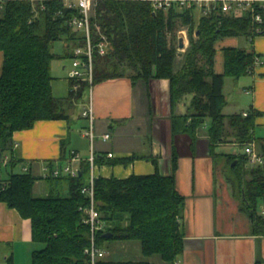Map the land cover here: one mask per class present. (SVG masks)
Returning <instances> with one entry per match:
<instances>
[{
    "label": "trees",
    "instance_id": "16d2710c",
    "mask_svg": "<svg viewBox=\"0 0 264 264\" xmlns=\"http://www.w3.org/2000/svg\"><path fill=\"white\" fill-rule=\"evenodd\" d=\"M44 5L43 8L41 3L30 0H7L0 6V51L4 54L0 75V164L8 151L6 165L11 166L9 177L0 182V201L31 220L33 241L41 244L32 252L31 264H92L86 252L92 244V231L85 222L90 197L82 192L91 174L89 162L81 163L76 176L43 177L29 169L15 171L20 160L14 155V133L34 127L39 120L69 118V110L90 90V82L81 80L78 90L73 91L74 80L70 78L69 93L65 97L54 94L52 61L58 55L53 44L66 39L74 49L85 44L86 36L70 25L77 9L60 0L46 1ZM255 7L261 21L252 12L236 16L213 11L195 22L196 6L164 9L154 8L150 0H98L90 19L92 40L96 44L104 35L110 46L106 54H94L93 84L124 76L134 81L168 78L174 134H187L194 147L198 128L210 117L208 133L212 146L227 139L243 145L255 140L264 153V140L254 134L256 112L229 116L223 113L227 103L225 78L251 73L261 56L254 50L225 47L224 72L214 69L216 42L220 38L253 39L264 35V7L261 3ZM179 20L189 35V46L184 52L178 48ZM179 55L183 57L182 64L176 69ZM68 56L73 57V51ZM183 103L186 112L178 110ZM136 158H108L96 153L99 166L128 164ZM225 158L231 163L232 181L242 209L255 220L256 230L264 232V216L257 213L259 204L264 205V165L247 166L246 153L226 154ZM172 166L177 167L175 153ZM44 178L53 187L48 195L37 196L34 186ZM94 198L104 222V228L95 233L98 247L104 249L103 244L109 240H138L144 256L159 255L170 264L183 252L180 219L186 198L177 187L175 174L155 172L125 178L98 175ZM107 232L112 236L106 237ZM102 258L96 264H153ZM6 264H14L12 255Z\"/></svg>",
    "mask_w": 264,
    "mask_h": 264
},
{
    "label": "crops",
    "instance_id": "0c3cea01",
    "mask_svg": "<svg viewBox=\"0 0 264 264\" xmlns=\"http://www.w3.org/2000/svg\"><path fill=\"white\" fill-rule=\"evenodd\" d=\"M201 16L202 12L199 19ZM241 37L224 36L216 42L215 71L224 72L225 47L254 50L261 60L251 73L240 78H225L227 103L223 113L229 116L256 112L254 134L264 140V35L253 39ZM188 46L189 38L185 50ZM53 51L58 55L54 48ZM72 51L73 47L65 42L64 54L69 55ZM182 59L179 55L176 69L181 67ZM3 62L4 54L0 51V75ZM70 68L67 69L68 76ZM89 97L94 112V151L108 155V158L137 157L128 164L98 165L97 176L125 178L131 174L155 172L175 174L177 187L186 199L180 219L184 250L174 264H264V232L256 230L255 220L242 209L233 181H229L223 172L225 155L242 154L243 144L227 139L212 146L208 127L206 133H201L206 121L197 130L194 147L187 134H174L168 78L134 81L130 76H124L107 79L93 84L92 90L77 102L85 105ZM178 110L186 112L185 104H180ZM74 119L69 114L67 119L39 120L30 129L16 131L13 135L14 155L24 162L23 168L43 177L48 173L47 168L68 163L77 162L76 167L80 169L87 157L76 144L71 146ZM86 126L87 122L81 125V137H88L83 131ZM106 133L110 137L104 140L102 136ZM74 153H78L80 159L72 160ZM173 153L177 155L174 169ZM1 176L0 182L8 178ZM41 183L47 185L48 182L45 178L38 180L34 194L37 187L41 188ZM257 213L264 216V208L258 209ZM36 244L32 238L31 220L0 201V264H6L11 255L14 264H21V258L26 260L25 264H31L32 252L41 247ZM103 247L105 255L102 259L105 261L170 264L159 255L144 256L138 240H109Z\"/></svg>",
    "mask_w": 264,
    "mask_h": 264
},
{
    "label": "built area",
    "instance_id": "2783aa9c",
    "mask_svg": "<svg viewBox=\"0 0 264 264\" xmlns=\"http://www.w3.org/2000/svg\"><path fill=\"white\" fill-rule=\"evenodd\" d=\"M7 0H0V6ZM34 4L41 3L44 8V3L50 0H30ZM65 6L69 8H75L78 10V14L74 15L70 21V25L74 30L82 31L86 36V42L84 45H77L73 49V59L72 66L70 68L69 76L74 80L72 83V90L77 91L81 80H87L90 82V91L93 86V57L96 51L99 54L104 55L107 53L110 42L104 35L98 43H94L92 40L91 33V23L90 19L93 15L94 8L98 0H60ZM154 8H164L168 9L172 6L179 5L180 7H193L199 6L201 8L202 15H210L213 11H221L225 14H232L236 16H241L245 13L252 12L256 20L261 21V14L256 13V3L263 4L264 0H150ZM99 29V28H98ZM188 40L189 35L187 29L180 30ZM248 113L245 112L244 115ZM82 115L88 119V126L86 127L84 133L90 138L91 149L90 154L87 157V161L90 164V178L89 182L82 187V192L90 197V205L85 209L86 217L85 222L89 223L92 231V244L91 247L86 249L91 256L92 264H96L100 257L105 255V250L98 247L95 244V233L104 228V222L101 218L100 212L95 206L94 198V180L97 171L96 163V152L94 151V139L96 137L94 133V112L92 100L89 99L87 105L85 106ZM104 140L110 137L109 133L104 134ZM245 153L248 155V166H259L264 165V153L260 150L257 141H252L246 144ZM112 156V153H109ZM80 159L78 153L72 155V160ZM8 159H3V164H7ZM0 164V172L2 171ZM27 170V168H24ZM48 173L45 176L59 177L62 175H72L76 176L80 171L79 168L71 166L69 163L63 166H56L54 168H47Z\"/></svg>",
    "mask_w": 264,
    "mask_h": 264
},
{
    "label": "rangeland",
    "instance_id": "374dc122",
    "mask_svg": "<svg viewBox=\"0 0 264 264\" xmlns=\"http://www.w3.org/2000/svg\"><path fill=\"white\" fill-rule=\"evenodd\" d=\"M200 13H201V8L199 6H196V8L194 9L195 22H197L199 20ZM182 27H184V26L182 25L181 21L179 20L178 21V30L179 29L180 30L186 29V28H182ZM180 30L178 33H180ZM241 38L246 39L247 37L243 36ZM65 42H66V45L69 44V42L66 39L58 40L53 44L54 50H56V52L58 53V57H56L52 61V66H53L52 73L54 76H56V78L54 79L53 87H54V94L57 97H65L69 91V88L71 89V86H69L70 85V82H69L70 78L68 79L69 76L67 75V73H68L67 69H68V67L72 66V59L73 58L64 54ZM64 65H66L67 68L64 69ZM128 72L131 73L132 71L129 70ZM189 98H191V97H189ZM89 99H90V97H89ZM89 99L87 100V103H88ZM87 103L85 105L81 106V104L79 105L78 102H75V105L69 110V114H70L71 118H75L73 120V121H75V123H73V126H72L74 129L71 132V138L73 141L71 146H73V145L75 146V144H76V146H78L81 149V154L84 157L89 156L90 149H91L90 138L89 137H81V134H80V130L82 128L81 125H84L85 122H87V126H88V120L81 115V113L83 112ZM76 121H77V123H76ZM209 123H210V118L207 117L206 124L201 127L202 128L201 133L207 132V127H208ZM85 129L86 128H84L83 131H85ZM71 146H68V147H71ZM245 146L246 145H243V153H245ZM6 155H8V157H10V153L7 151L2 156V159H7ZM23 163L24 162L21 161L16 166L15 171L24 170ZM70 165L73 167H76V166H78V163L73 162V164L70 163ZM1 166H2L1 167L2 171L0 172V176L2 175L3 177L7 178L9 173L11 172V166L10 165L6 166L5 164H3V162L1 163ZM223 172H224V176L229 181L230 180L232 181L233 178H232V172H231V163H228L227 160H226V164H225ZM41 184H42L41 188H39V187L36 188L35 194L37 196L48 195V193L50 191L49 184L48 183H47V185L45 183H41ZM61 191L63 194L66 193L65 190H61ZM263 208H264V205L259 204L258 209L261 210ZM36 245L41 246L38 244H36ZM20 260L22 261L21 264H25L26 260H24L23 258H21ZM28 264H30V263H28Z\"/></svg>",
    "mask_w": 264,
    "mask_h": 264
},
{
    "label": "water",
    "instance_id": "95a60500",
    "mask_svg": "<svg viewBox=\"0 0 264 264\" xmlns=\"http://www.w3.org/2000/svg\"><path fill=\"white\" fill-rule=\"evenodd\" d=\"M199 33V32H198ZM197 33V34H198ZM178 41H179V45H178V48H179V50L180 51H183V50H185V47H186V36L183 34V33H181L180 35H179V38H178ZM2 155V152L0 151V156ZM235 162H233V164H234ZM105 236L106 237H111L112 236V233L111 232H107L106 234H105Z\"/></svg>",
    "mask_w": 264,
    "mask_h": 264
}]
</instances>
